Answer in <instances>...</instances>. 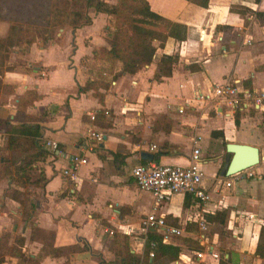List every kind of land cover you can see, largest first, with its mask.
<instances>
[{
  "label": "crops",
  "instance_id": "1",
  "mask_svg": "<svg viewBox=\"0 0 264 264\" xmlns=\"http://www.w3.org/2000/svg\"><path fill=\"white\" fill-rule=\"evenodd\" d=\"M147 2L157 13L183 23L185 34L179 40L166 36L151 61L134 73L119 72V60L110 63L95 55L96 48L108 47L109 23L106 13L92 9L89 22L76 27L64 22L49 36L25 35L23 25L21 40L8 49L3 64L9 68L0 73V138L7 129L16 130L27 113L41 116L40 134L58 145L39 162L43 183L33 190L32 221L23 220L21 251L34 264H110L112 231L126 235L129 251L140 254L138 220L154 211L179 229L163 241L179 246L177 257L162 264H264V110L252 105L231 109L195 95L225 78L264 88V0ZM7 26L0 19V36ZM163 53L176 54L167 73L159 65ZM28 92L33 98L19 105ZM89 111L96 112L92 122ZM89 124L101 131V140L87 134ZM228 141L256 145L259 160L229 185H217L216 179L225 177L221 170ZM193 145L200 150L205 202L175 192L155 204L148 191L136 186L132 165L185 164ZM75 153L85 161L77 165L73 182L61 169ZM7 182L0 177V208L6 206L0 210V231L7 211L20 214L18 204L4 193ZM30 229L47 230L49 237H31ZM188 238L198 248L188 247ZM74 244L86 247L48 252Z\"/></svg>",
  "mask_w": 264,
  "mask_h": 264
},
{
  "label": "trees",
  "instance_id": "2",
  "mask_svg": "<svg viewBox=\"0 0 264 264\" xmlns=\"http://www.w3.org/2000/svg\"><path fill=\"white\" fill-rule=\"evenodd\" d=\"M191 1L205 5L207 0ZM88 9L104 12L112 17L113 29L110 35L106 36L108 47L96 48L95 55L109 60L110 63L119 60L121 73H134L149 63L156 46L162 45L166 36L179 40L185 34L183 23L171 20L152 10L147 0H115L112 3L104 0H0V19L8 22L5 35L0 36V73L9 68L7 64H3L4 58L8 49L21 40L20 32L23 25L31 26L34 32L40 30L44 32L50 27L57 28L64 22L71 27H76L90 21ZM175 59L176 54L163 53L159 56L163 73L169 71L170 64ZM32 98L33 94L28 92V97L21 96L19 105ZM23 115L22 122L18 124L16 130L7 129L4 135V147L9 152L8 160L13 164L15 171V177L10 182L22 189L18 192L19 195L11 197L20 206L21 218L30 222L33 209L30 186L34 188L40 186L43 183V176L40 173L39 179L30 180L27 171L34 161L45 157L48 151L43 149L42 140L37 138L40 134L38 120L41 116L27 113ZM153 160H156V155L153 156ZM220 213V211L217 212V214ZM185 227L190 229L188 225ZM112 234L114 257L110 260V264H161L163 261L175 259L179 252L178 245L163 242L160 233L154 229H149L142 234L143 249L140 254L129 251L126 235L116 231H112ZM118 238H120L119 242H117ZM8 244L10 245L8 254L17 256L20 260L35 263L32 257L21 251L22 235ZM81 247L85 248L86 245L74 244L50 248L48 252L68 253ZM149 251L152 252L151 256L148 255ZM255 252H258V247ZM1 263L2 260H0Z\"/></svg>",
  "mask_w": 264,
  "mask_h": 264
},
{
  "label": "built area",
  "instance_id": "3",
  "mask_svg": "<svg viewBox=\"0 0 264 264\" xmlns=\"http://www.w3.org/2000/svg\"><path fill=\"white\" fill-rule=\"evenodd\" d=\"M195 95L198 98L209 97L215 100V102L220 101L231 109L252 105L264 110V88L251 89L244 87L233 79L225 78L221 82H212L206 91H196ZM181 109V107H178L177 110L181 111ZM87 116L92 122L95 119V111H89ZM86 131L95 141H99L103 137L101 131L96 129L93 124H89ZM43 143L50 149L57 148V141L55 139L44 138ZM79 150L82 149L79 148ZM199 158V147L193 145L185 164L146 161L132 165L130 174L139 189L148 191L151 194L155 204L168 200L170 195L175 192L188 193L193 199L205 202L208 195L201 183L203 172L199 166ZM69 159L71 164L66 168H62L61 172L66 174L71 181L76 182L77 175L75 169L79 163L85 161V158L75 153ZM239 171L231 172L225 175V177H218L216 184L224 183L225 185H229L232 181L238 179ZM246 174L250 175L252 172L248 171ZM198 225L200 228H204V221L199 220ZM138 228L142 234L149 229L159 231L162 241L166 239L168 233L179 232L178 228L166 225L163 215L156 214L154 211H149L139 218ZM199 253L196 252V254ZM148 255L151 256L152 252L149 251ZM1 264L5 263L2 262Z\"/></svg>",
  "mask_w": 264,
  "mask_h": 264
},
{
  "label": "rangeland",
  "instance_id": "4",
  "mask_svg": "<svg viewBox=\"0 0 264 264\" xmlns=\"http://www.w3.org/2000/svg\"><path fill=\"white\" fill-rule=\"evenodd\" d=\"M108 20L107 22L109 23V26L106 28V36L108 37L113 29V24H112V17L108 15ZM24 34L27 35H32L34 33L33 28L31 26H25L23 28ZM56 29V27L52 28H46V31H39L36 32L38 35L40 36H44V35H52L53 31ZM44 34V35H43ZM26 38V37H24ZM160 65V62H159ZM159 72V70L157 71ZM22 117V116H20ZM3 127V125H2ZM37 138L42 140V147L44 150L49 151L48 147H46L43 143V139L46 138L44 137L42 134H39L37 136ZM0 142L2 143L0 145V177H7L8 178V182L6 187L4 188V193L6 194V196H10L11 199H13L11 196L15 197L16 194L19 195L18 192H21L22 189H20V187H17L18 185H15L13 182H10L12 180L13 177H15V171H14V166L11 162H9L8 160V156H9V152L7 151V149L4 147V142H5V137L0 138ZM225 146V145H224ZM42 159H38L37 161H34L27 173H28V177L30 178V180H34V179H39L40 172L39 169L41 168L40 163ZM63 175H65L64 173H62ZM30 188L32 189L31 192V196L33 197V190L35 189L33 186H30ZM30 190V189H29ZM180 193V192H178ZM35 194V192H34ZM186 194L185 197H187V195H189L188 193H183ZM191 197V196H190ZM14 200V199H13ZM15 201V200H14ZM17 204L18 202L15 201ZM4 208H6V206H4V204H2V208H0L1 211H4ZM19 205H18V210H19ZM7 211V210H6ZM8 214V219H6V223L4 225V227L1 229L0 231V260H3L2 262L5 264H32L30 261L28 260H20L19 257L15 256V262L11 263L12 261H10V257L8 254L10 249V245L8 244L9 242L13 241L14 238H16L17 236H19L21 234V227L24 225L23 223V219L21 218L20 214H11L9 211H7ZM29 233H32L31 237H39L40 236H45V237H49V233L47 230H35V229H30ZM120 238L117 239V242H119ZM186 241V245L188 247H192V248H198V244H196L195 241L191 240L188 238V240ZM221 248V247H219ZM27 249H29V246H27ZM27 254V253H26ZM11 256V255H10ZM165 263V261H164ZM163 263V264H164ZM162 264V263H161Z\"/></svg>",
  "mask_w": 264,
  "mask_h": 264
},
{
  "label": "water",
  "instance_id": "5",
  "mask_svg": "<svg viewBox=\"0 0 264 264\" xmlns=\"http://www.w3.org/2000/svg\"><path fill=\"white\" fill-rule=\"evenodd\" d=\"M225 149L227 154L221 170L225 175L252 166L259 160L258 148L254 144L228 141L225 143ZM228 153L231 155L228 156ZM141 154L149 157L147 152Z\"/></svg>",
  "mask_w": 264,
  "mask_h": 264
}]
</instances>
